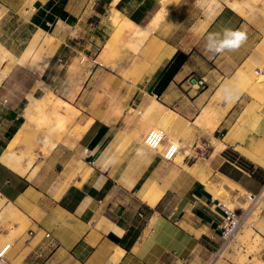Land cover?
Wrapping results in <instances>:
<instances>
[{
    "label": "crops",
    "instance_id": "crops-1",
    "mask_svg": "<svg viewBox=\"0 0 264 264\" xmlns=\"http://www.w3.org/2000/svg\"><path fill=\"white\" fill-rule=\"evenodd\" d=\"M114 2L0 0V247L13 238L0 264H208L224 217L212 192L261 191L264 0H117L127 27L142 31L131 37L126 28L123 39L143 42L104 71L97 60L113 28L104 16ZM225 29L243 31L245 43L236 51H209L207 37L222 39ZM51 39L52 55L41 57L38 72L30 70L31 53ZM104 72L106 85L99 80ZM72 74L80 78L75 108L65 101ZM190 76L203 78L205 87L191 88ZM126 82L132 95L117 101ZM40 84L80 115L45 157L30 163L29 154L11 155L9 147L36 127L31 112L25 119L26 99ZM169 117L170 129L192 146L181 163L142 148L145 129ZM209 125L211 134L201 127ZM15 157L23 163L10 166ZM254 232L264 263V208Z\"/></svg>",
    "mask_w": 264,
    "mask_h": 264
},
{
    "label": "rangeland",
    "instance_id": "rangeland-1",
    "mask_svg": "<svg viewBox=\"0 0 264 264\" xmlns=\"http://www.w3.org/2000/svg\"><path fill=\"white\" fill-rule=\"evenodd\" d=\"M116 4H117V0H116V2H114L112 4L111 10H109V12H107V14H105V16H104L105 19H108L113 26V28L111 30H109L110 34L106 35V37L104 39H102L103 42H102L101 48H100L102 50H101L100 57L97 60V62L100 64L99 66H103V68L105 69L104 71H111V70H107V67H110V68L116 67L117 62L119 60H121L125 54L131 53L133 55L134 53H136L131 49L130 44L132 42L131 43L129 42L127 45L124 42H122V40H121V39H123L122 36H124V30L128 27L126 26L127 21L123 22V19H124L123 16L119 13V11L115 10L114 6ZM118 13L120 15V20L114 22V17ZM113 15H114V17H112ZM117 28L121 29L122 33L120 36L117 37L118 43H117L116 47L114 49L112 48L109 53H104V48H105L106 43L109 40H110V43H112V41H115L114 33H115V30ZM46 42H47V48L46 49H43V46L40 45V47L36 48L35 54L31 53L32 57L29 59L31 66L29 67V69L34 71V72H38L37 70L40 69L43 65L42 62H40L41 57L46 58V57H48V55L51 56L53 51H54V48H55L54 40L51 39V40H48ZM136 42H139V41L136 40ZM49 44L51 45L50 47H49ZM4 56L9 57L10 54L6 53ZM15 62L16 61L9 60L8 64H12ZM17 62L19 64V61H17ZM86 63H87V59L83 57V63H81V65H85ZM75 64L77 67L78 66L77 64H80L79 60H78V62L74 63V66L72 69H74ZM0 65H1V63H0ZM104 73L105 74L102 77H100L99 80L103 81V83L106 85L107 80L109 78H108V76H106V72H104ZM79 79L80 78H76V76L74 74H72V76H70V78H66V81H67L66 86L69 89L67 92H65L66 100L65 99L64 100L66 102L70 103L73 107H74L76 101L79 102L76 99V97L78 96V92L75 91V90H79V84L77 83ZM82 79H84V78H82ZM41 85L42 84H40V87L38 86V87L34 88L32 93L27 94V99H26L27 108L25 110V119H26L28 112H31V113L38 112L39 113V111H41L40 115H42V119H43L42 122L40 123L39 126H36V127L32 128L30 131H28V134L26 136H23L22 140H16L9 147L11 155H14L16 153L21 154V155L23 153L29 154L30 155L29 156V162L30 163L38 162L43 157H45L46 154L48 153V151L59 140V138L60 137L62 138V136L64 134L68 133L66 129H69L72 125H74V123H76V118L80 115V111L78 112L75 109H73L72 107H70L68 104L62 103L61 101L57 100V98L61 99L60 96H58L51 89H43V87ZM123 86L125 88H128V90L126 92V95L116 94L117 95L116 99H117V101H120V102L129 100V98L131 97L132 92H133V87L129 86V83L126 82V84H124ZM47 91L50 92V95H48V96H50L51 101L48 102L47 104H44V105L42 104L41 106L43 108H41V109L36 107L34 105V102H33L34 99H32V98L34 96H38L41 98V100H45L47 97V95H46ZM81 93H83V92H81ZM84 94H85V98H87L89 100L90 94H87V93H84ZM79 105H81V103H79ZM36 108H37V111H36ZM66 108L68 110H71L72 113L70 115L66 116V119H64L58 113H64L65 114ZM87 111L89 112V109H87ZM38 113H36V115ZM45 113H48L49 117ZM58 115L60 117H58ZM23 121H24V119L21 118V124L23 123ZM159 122L160 121H158L157 123H153L152 125H149L144 131V136L151 129L161 128L165 131L167 137H169L171 140H174V141L179 140L180 142L184 143L187 146L188 153H187V155L184 156V158H186L187 156H191V154H192V148L191 147L192 146H190V144L187 143L186 141L180 140L181 134L177 133L176 131H173L172 128L170 129V127H172V125H170V126L166 125L163 121H161L160 123ZM239 122L241 123L240 120H239ZM201 127L204 128L208 134L212 133L213 129L210 127V125L205 126V127L201 126ZM223 133H225V131ZM42 135L43 136H49L50 139H49L47 144H44L39 139ZM144 136L142 139V148L144 149V151H149L150 153L155 154L154 151L153 152H152V150L150 151L149 148L144 144ZM174 137L176 139H174ZM220 137H222V136H220ZM61 138H60V140H61ZM201 144L202 143L199 141L198 146H201ZM23 145H24L25 149L21 150L20 146H23ZM38 152H40L42 155L39 156ZM184 158H183V160H184ZM14 159H16V161H14V162L10 161V166H17V165L23 163L20 160H18L19 158H17V157H15ZM173 161H174V164L177 163V161H175V160H173ZM205 178H207V176H205ZM212 194L215 198H219L223 202V204H225L230 209L237 208V207H244L245 208L248 205V203L241 196L242 194H244V192L241 190L226 189V187L223 186L222 189H218L216 193L212 192ZM263 208H264V203L262 202L258 205L257 209L254 211V214L252 216V220H254L255 223L258 221V219L260 217L261 210ZM9 217L13 218L12 215H10ZM258 237L259 236H257V234H255L254 229L249 228L248 226L244 227L235 236L234 240L231 242L229 247L224 252H222L221 255L216 254V252L212 255V258L210 259L208 264H260V263H262V260L259 257V254L263 248L261 245L262 240H261V238L258 239ZM12 241H13V238H6L3 242L4 244L0 247V249L7 243L12 244ZM259 261H260V263H259Z\"/></svg>",
    "mask_w": 264,
    "mask_h": 264
},
{
    "label": "built area",
    "instance_id": "built-area-1",
    "mask_svg": "<svg viewBox=\"0 0 264 264\" xmlns=\"http://www.w3.org/2000/svg\"><path fill=\"white\" fill-rule=\"evenodd\" d=\"M188 85L191 88L202 89L205 87L206 82L203 78L190 76L188 78ZM144 144L167 162L173 161L178 152V146L175 141L167 137L165 131L161 128L149 130L144 136ZM241 196L248 203L245 208L237 207L230 209L220 201L218 202L224 213V217L220 225L222 230L221 243L216 254L221 255L244 227L255 228V221L252 220V216L258 205L262 202L264 203V184L258 194L244 193ZM46 237H49V234H46ZM10 248L11 243H7L0 249L1 263L6 261Z\"/></svg>",
    "mask_w": 264,
    "mask_h": 264
},
{
    "label": "bare ground",
    "instance_id": "bare-ground-1",
    "mask_svg": "<svg viewBox=\"0 0 264 264\" xmlns=\"http://www.w3.org/2000/svg\"><path fill=\"white\" fill-rule=\"evenodd\" d=\"M120 20V15L119 14H116L115 15V17H114V22H116V21H119ZM126 26H127V23H126ZM129 33H130V36L132 37V36H136V35H139V34H141V29H139V28H135V27H133L132 25H130L129 24ZM121 33H122V30L121 29H116L115 30V33H114V37H115V41H112V43H108L109 45H107V47H108V49H109V52L111 51V49L113 48H115L116 47V45H117V40H118V36H120L121 35ZM121 38V37H120ZM123 38V37H122ZM122 40V42H124L125 44H127L128 45V41H126L125 39H121ZM143 41H142V38H140V40H139V42H135V43H131L130 44V46H131V48H134L135 50H137V48L139 47V44H141ZM232 83V82H231ZM231 83H230V85H231ZM229 85V86H230ZM233 88V86H230V88ZM223 88V87H222ZM225 88V87H224ZM231 88V89H232ZM230 89V91H232L233 89H235L236 90V87L235 88H233L232 90ZM224 89H222V91H223ZM227 90V89H226ZM238 90V89H237ZM230 91H228V93L230 92ZM225 93H226V91H225ZM237 99V98H236ZM47 102L48 101H46V100H42L40 103H36L35 104V106L36 107H38V108H43L41 105L43 104H47ZM234 103V102H233ZM231 105V104H230ZM36 111H37V108H36ZM40 112L41 111H39V113L38 112H36V113H38L37 115H36V113H32V115L29 117V122H30V124L32 123V124H34L35 126H39L40 125V123L42 122V115H40ZM166 125H173L174 124V122H173V119L171 118V117H169V118H166V119H164V121H163ZM214 126H211V128H213ZM154 129H157V128H154ZM128 141V139H123V142H127ZM175 143H176V145L178 146V152H177V155H176V161L177 162H179V163H181L182 162V159L184 158V156L185 155H187V153H188V150H187V148L184 146V145H182L179 141H175ZM133 152H135V151H133ZM7 157H8V153L7 152H5L3 155H2V157H1V160H6L7 159ZM192 172H193V174H196L197 173V171H195L194 169H192L191 170ZM201 174V176H203V173L201 172L200 173ZM210 184V183H209ZM208 183H206V186L207 187H209L210 188V185H209ZM212 186V185H211ZM221 186H220V184H218V185H215V186H212V189H216L217 190V188H220ZM214 189V190H215ZM221 189V188H220ZM211 191H213V190H211ZM215 192V191H214ZM217 192V191H216ZM11 230V229H10ZM13 230V229H12ZM20 228H16L14 231H12L11 232V236H14L15 234H17V233H19L20 232ZM258 236V235H257ZM260 237H258V239H259ZM235 254V253H234ZM259 263H260V261H259ZM260 264H264V263H260Z\"/></svg>",
    "mask_w": 264,
    "mask_h": 264
},
{
    "label": "clouds",
    "instance_id": "clouds-1",
    "mask_svg": "<svg viewBox=\"0 0 264 264\" xmlns=\"http://www.w3.org/2000/svg\"><path fill=\"white\" fill-rule=\"evenodd\" d=\"M246 39L247 36L243 31L225 29L222 39L218 34H210L207 37V49L217 54H222L225 51H236L245 43ZM223 98L227 100L230 97L224 96Z\"/></svg>",
    "mask_w": 264,
    "mask_h": 264
}]
</instances>
